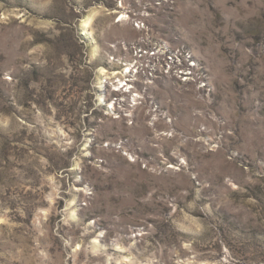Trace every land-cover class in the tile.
<instances>
[{
	"label": "rangeland",
	"instance_id": "1",
	"mask_svg": "<svg viewBox=\"0 0 264 264\" xmlns=\"http://www.w3.org/2000/svg\"><path fill=\"white\" fill-rule=\"evenodd\" d=\"M0 264H264V0H0Z\"/></svg>",
	"mask_w": 264,
	"mask_h": 264
},
{
	"label": "built area",
	"instance_id": "2",
	"mask_svg": "<svg viewBox=\"0 0 264 264\" xmlns=\"http://www.w3.org/2000/svg\"><path fill=\"white\" fill-rule=\"evenodd\" d=\"M120 1L122 4L126 0ZM129 14L130 17L132 13ZM132 15H134L132 20L136 29L146 32L150 30V26L148 24L149 18L144 13L136 12ZM149 15L150 13L148 12V16ZM121 20L122 18H117L116 23H120ZM138 42L139 43L132 45V49L135 50V59L133 65L129 67L130 69L128 68L126 72L139 75L145 74L147 76L150 75L153 77H158L161 75L173 77L176 75L174 73L175 67L177 65H181V59L176 53L169 52V49L164 47L161 41L150 36V34H148L147 37L141 38ZM122 44L123 46H127L126 43ZM181 68L184 70L189 69L184 66Z\"/></svg>",
	"mask_w": 264,
	"mask_h": 264
},
{
	"label": "bare ground",
	"instance_id": "3",
	"mask_svg": "<svg viewBox=\"0 0 264 264\" xmlns=\"http://www.w3.org/2000/svg\"><path fill=\"white\" fill-rule=\"evenodd\" d=\"M118 74V73H117ZM123 82V81H122Z\"/></svg>",
	"mask_w": 264,
	"mask_h": 264
}]
</instances>
